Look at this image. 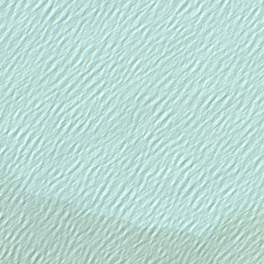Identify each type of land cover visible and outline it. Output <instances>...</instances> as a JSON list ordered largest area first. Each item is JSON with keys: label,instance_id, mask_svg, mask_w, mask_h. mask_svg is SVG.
Returning a JSON list of instances; mask_svg holds the SVG:
<instances>
[{"label": "water", "instance_id": "95a60500", "mask_svg": "<svg viewBox=\"0 0 264 264\" xmlns=\"http://www.w3.org/2000/svg\"><path fill=\"white\" fill-rule=\"evenodd\" d=\"M0 148V264H264V8L0 0Z\"/></svg>", "mask_w": 264, "mask_h": 264}, {"label": "snow or ice", "instance_id": "6c2138e0", "mask_svg": "<svg viewBox=\"0 0 264 264\" xmlns=\"http://www.w3.org/2000/svg\"><path fill=\"white\" fill-rule=\"evenodd\" d=\"M171 2V0H169V3ZM225 2H227V0H225ZM259 5H260V7L261 8H264V0H259ZM245 7H247V5H245ZM252 7H256V3H252ZM141 63V61L140 60H136V64H140ZM136 65H133V67H135ZM169 111H171V109L169 110ZM211 117H209V119H210ZM157 123H159V121H157ZM4 151V148H0V152H3ZM227 185H225V187H226ZM41 239H42V237H41ZM39 243V241H37V244ZM153 243H156V242H153ZM159 244H160V248H163L165 251H169L170 249H168L167 247H166V244H173V242L172 241H164V242H159ZM34 246H36L35 244H34ZM177 245L176 244H173V247H176ZM79 247H80V245H79ZM32 249L31 248H29L28 249V251H31ZM73 251H75V249H73Z\"/></svg>", "mask_w": 264, "mask_h": 264}]
</instances>
